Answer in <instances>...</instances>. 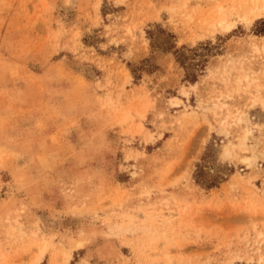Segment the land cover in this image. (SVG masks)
<instances>
[{
	"label": "rangeland",
	"instance_id": "rangeland-1",
	"mask_svg": "<svg viewBox=\"0 0 264 264\" xmlns=\"http://www.w3.org/2000/svg\"><path fill=\"white\" fill-rule=\"evenodd\" d=\"M249 2L0 0V264H264Z\"/></svg>",
	"mask_w": 264,
	"mask_h": 264
},
{
	"label": "bare ground",
	"instance_id": "bare-ground-1",
	"mask_svg": "<svg viewBox=\"0 0 264 264\" xmlns=\"http://www.w3.org/2000/svg\"><path fill=\"white\" fill-rule=\"evenodd\" d=\"M260 3L262 4L260 5ZM244 6H246V14H251V18L257 17L264 13V0H250V2L248 4L245 3ZM218 23L221 26H230V23L226 22V20L223 18H221Z\"/></svg>",
	"mask_w": 264,
	"mask_h": 264
},
{
	"label": "trees",
	"instance_id": "trees-1",
	"mask_svg": "<svg viewBox=\"0 0 264 264\" xmlns=\"http://www.w3.org/2000/svg\"><path fill=\"white\" fill-rule=\"evenodd\" d=\"M176 53L178 54L180 60L185 58V54L183 50H177Z\"/></svg>",
	"mask_w": 264,
	"mask_h": 264
}]
</instances>
